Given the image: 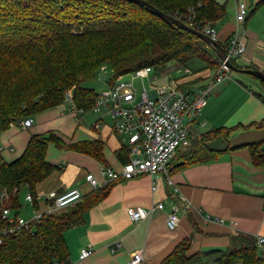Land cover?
<instances>
[{"label":"crops","instance_id":"crops-1","mask_svg":"<svg viewBox=\"0 0 264 264\" xmlns=\"http://www.w3.org/2000/svg\"><path fill=\"white\" fill-rule=\"evenodd\" d=\"M215 1L225 5L226 9L225 16L213 23L218 41H228L238 30L246 42L245 55L234 62L235 66L264 71V4H259L262 0H248L249 14L241 24L236 21L235 0ZM195 65L192 69L187 67L191 73L184 71L185 74L175 77L191 92L208 84L217 67L202 69V64ZM176 68L185 67L176 63ZM238 69H232L236 73H231L229 80L214 86L202 117L190 125L189 145L180 147L191 146L209 131L232 129L227 137L218 136L208 142L210 148L222 151L219 156L209 162L182 168L183 160L176 154L168 168L179 187L177 192L167 184L163 173L155 192L148 174L112 180L106 197L84 209L81 222L64 232L69 251L67 264H129L133 253L140 249L144 251L145 264H160L186 237L192 238L189 255L227 250L231 246V236L238 232L264 237V166L253 163L247 146L259 144L264 150V126H258L264 120V99L259 96L264 95V82ZM153 74L157 83H171V76L166 75V71ZM103 75L98 72V77L105 80L101 89L88 87L96 94L116 80H106ZM31 118L33 122L29 128H23L19 121L0 132V153L7 163L22 156L33 134L54 132L66 143L100 140L104 144V161H100L49 143L47 160L57 168L36 186V195L51 190L61 194L78 187L85 198L95 190L86 181L88 173L94 174L102 187L106 185L102 168L110 166L119 171L125 164L118 152L129 149L128 137L116 132L114 119L105 113L98 114L91 109L74 112L71 104L64 101ZM98 121L101 126L95 128ZM23 190L29 191L27 187L21 189V206L14 209L15 213L20 216L24 213L26 216L23 217L30 218L36 210L45 214L49 211L50 202L43 198L36 199L38 207L25 198L21 200ZM80 201L76 205L81 204ZM154 202H163L165 208L155 211L151 217L138 221L131 219L132 210L149 209ZM72 207L58 213L68 212ZM175 210L179 224L175 229H169L167 216ZM83 248H92L93 253L82 259ZM258 253L264 258V243L258 247ZM209 264L217 263L212 261Z\"/></svg>","mask_w":264,"mask_h":264},{"label":"trees","instance_id":"trees-1","mask_svg":"<svg viewBox=\"0 0 264 264\" xmlns=\"http://www.w3.org/2000/svg\"><path fill=\"white\" fill-rule=\"evenodd\" d=\"M146 1L173 17L175 12L188 13L191 6L197 20L214 23L226 14L225 5L215 0ZM218 57L216 50L196 34L129 0H0V132L61 105L68 90L73 91L77 108L90 109L96 92L82 82L93 78L106 63L114 80L147 66L164 72L173 61L183 67L200 63L202 69L214 68ZM259 96L264 99V95ZM258 126H264V120ZM231 130L209 131L191 146L179 148L176 154L183 160L181 167L216 159L222 151L210 148L208 142L227 137ZM49 143L104 161L100 140L66 143L54 132L33 134L15 161L7 163L0 153V192L18 189L9 203L12 209L21 206L22 188L27 187L36 198V186L57 168L47 160ZM247 146L253 163L264 166L260 145ZM129 152L128 148L118 152L124 163L129 161ZM114 181L96 188L68 212L44 214L30 231L21 229L5 235L0 243V264L67 263L64 232L81 222L84 209L106 197ZM34 205L38 207L36 200ZM5 226L0 205V230ZM191 246L192 238L186 237L160 264H198L202 259L203 264L264 261L258 253L257 238L244 232L231 236L227 250L189 255Z\"/></svg>","mask_w":264,"mask_h":264},{"label":"built area","instance_id":"built-area-1","mask_svg":"<svg viewBox=\"0 0 264 264\" xmlns=\"http://www.w3.org/2000/svg\"><path fill=\"white\" fill-rule=\"evenodd\" d=\"M236 21L238 24L244 23L249 14L248 0H235ZM174 17L183 21L190 27L197 29L203 34L218 41V33L213 23L206 20H197L195 8L189 7L188 13L175 12ZM219 42V41H218ZM225 49L226 57H218L215 74L208 84L198 87L191 92L188 87L181 86L175 79L170 84H159L156 78L150 79L149 88L145 85L140 91L134 83V78H145L156 73L152 66L143 67L131 72L132 79L118 77L115 82L92 96V107L95 113H105L115 121V129L119 134H125L129 142V161L117 171L110 166H104L101 170L104 176V183L123 177L125 179L136 178L142 174H148L152 178V191L158 188L161 173L164 174L167 184L179 191V187L169 174L168 164L176 155L178 149L190 143V125L202 117L204 108L207 106L215 85L230 79L232 64L244 57L246 52V42L238 30L226 42H219ZM105 66L101 67L103 74ZM186 73H191L187 67L183 68ZM65 101L71 104L74 112H83L84 109L76 107L73 100V91L68 90ZM33 119L26 118L20 121L23 128H29ZM101 122L94 124L99 128ZM86 181L94 189L101 186L99 180L92 173L86 175ZM18 189L12 192L6 189L0 192L1 215L6 221V226L0 230V243L7 234L18 230H32L34 224L42 218L45 213L34 211L30 218L15 213L9 206L11 199L17 194ZM43 198L50 202V209L47 214H56L61 210L76 205L82 198L83 193L80 188L74 187L61 194L55 190L40 192L34 197L28 191L25 195L26 201L31 205L37 198ZM165 208L163 202L152 203L149 209H135L131 211V219L138 221L142 218L151 217L155 211ZM167 226L175 229L179 224V216L172 211L167 216ZM264 237H257V245L261 247ZM120 247V244H117ZM93 253L92 248H83L80 258H86ZM54 264L60 263L58 260ZM129 264H145V254L143 250L133 253ZM264 264V261H263Z\"/></svg>","mask_w":264,"mask_h":264},{"label":"water","instance_id":"water-1","mask_svg":"<svg viewBox=\"0 0 264 264\" xmlns=\"http://www.w3.org/2000/svg\"><path fill=\"white\" fill-rule=\"evenodd\" d=\"M129 1L135 2V3L140 4V5H144L149 11H151L155 15L159 16L160 18H162L165 22H167L169 24H178L179 26L186 28L190 32L196 34L201 39L206 41L209 45H211L216 50L219 57H221L222 59H224L226 57L225 49L218 41H215L212 38H210L209 36L203 34L202 32H200L198 30H196L195 28H192L189 25H187L183 22H180L179 20H177L173 16H171V15L167 14L166 12H163L162 10L153 6L152 4L147 2L146 0H129ZM231 66H232V69H235V70L238 69L233 64ZM238 70H240L241 72H244V73L254 75L264 82V71H262L260 69L245 68V69H238ZM103 77H105V75H103Z\"/></svg>","mask_w":264,"mask_h":264},{"label":"rangeland","instance_id":"rangeland-1","mask_svg":"<svg viewBox=\"0 0 264 264\" xmlns=\"http://www.w3.org/2000/svg\"><path fill=\"white\" fill-rule=\"evenodd\" d=\"M175 64H176L175 61L169 63L168 64V69L166 70V75L171 76L170 77V80H173V79H175V77H179V76L185 74L183 68H178V69L176 68L175 69ZM196 64H198V63H196ZM102 66H105L106 67L105 68V71H104V73L106 75V80L112 78L113 77V72H112L111 67L107 63L104 64V65H102ZM101 67L99 69L100 72H101ZM195 67H196V65L193 64L189 68L192 69V68H195ZM98 72L95 73V76L93 78L91 77V79H85V80H83L82 86L91 87V88L93 87L94 89H101L104 86L105 80L102 77H98ZM156 73L157 74H160L161 72L156 71ZM231 73L233 75V74L236 73V71L234 70ZM132 77H133L132 74H126L125 76H123L124 79H129V80H131ZM152 78H154V74H151L149 77H145V78H140V77L134 78V83L137 86V88L141 91L143 89V86L144 85L147 88H149L150 79H152ZM25 195H26V192H25V190H23L21 192V196H20L21 200H23V198H25ZM21 214L23 216H26L24 213H21Z\"/></svg>","mask_w":264,"mask_h":264}]
</instances>
